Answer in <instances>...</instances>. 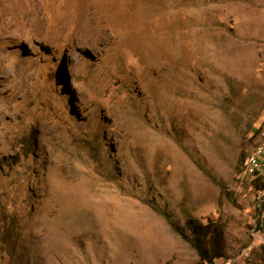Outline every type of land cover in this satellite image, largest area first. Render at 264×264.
I'll return each mask as SVG.
<instances>
[{"label":"rangeland","instance_id":"1","mask_svg":"<svg viewBox=\"0 0 264 264\" xmlns=\"http://www.w3.org/2000/svg\"><path fill=\"white\" fill-rule=\"evenodd\" d=\"M263 124L264 0H0V264H264Z\"/></svg>","mask_w":264,"mask_h":264},{"label":"built area","instance_id":"2","mask_svg":"<svg viewBox=\"0 0 264 264\" xmlns=\"http://www.w3.org/2000/svg\"><path fill=\"white\" fill-rule=\"evenodd\" d=\"M255 140H257L256 147L247 155L241 177L245 179V176H248L255 191L254 208L257 219L251 227V235L254 238L252 241L264 246V124L258 128ZM256 184L263 188H255Z\"/></svg>","mask_w":264,"mask_h":264},{"label":"trees","instance_id":"3","mask_svg":"<svg viewBox=\"0 0 264 264\" xmlns=\"http://www.w3.org/2000/svg\"><path fill=\"white\" fill-rule=\"evenodd\" d=\"M258 129L254 131V138L257 136ZM31 140V139H30ZM247 159L246 155L241 157V163ZM257 189H262L263 187H259L256 184ZM187 228H189L190 232L193 234L192 237V246L196 250L199 259L204 264H216L217 261L223 260L226 258L224 254L222 234L220 231L216 229H212L211 223H207L206 225L200 224L197 220L188 219L186 221ZM209 236V245H207L203 239Z\"/></svg>","mask_w":264,"mask_h":264},{"label":"bare ground","instance_id":"4","mask_svg":"<svg viewBox=\"0 0 264 264\" xmlns=\"http://www.w3.org/2000/svg\"><path fill=\"white\" fill-rule=\"evenodd\" d=\"M80 10H81V9H80ZM82 11H83V10H82ZM7 12H8V11H7ZM11 12H12V13H18L19 11H18L17 8L14 7L13 9H11ZM80 12H81V11H80ZM81 14H83V12H82ZM84 15H85V14H84ZM84 15H83V16H84ZM83 16H80V18L82 17V18H81L82 21H83V18H85V17H83ZM80 18H79V20H80ZM22 19H23V18H22ZM78 22H80V21H78ZM84 22H85V21H84ZM85 23H86V22H85ZM81 24H82V23H81ZM83 24H84V23H83ZM86 25H87V24H86ZM81 26H82V25H81ZM84 27H85V25H84ZM84 27H82V28H84ZM82 28L80 27L81 30H82ZM16 29H17V28H16ZM84 29H85V28H84ZM78 30H79V29H78ZM85 31H86V30H85ZM85 31H84V32H85ZM82 32H83V30H82ZM84 32H83V33H84ZM86 32H87V31H86ZM78 33H79V32H78ZM85 34H86V33H85Z\"/></svg>","mask_w":264,"mask_h":264}]
</instances>
